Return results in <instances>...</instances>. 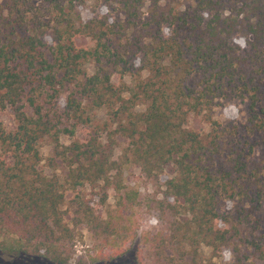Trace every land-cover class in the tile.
<instances>
[{
  "label": "trees",
  "instance_id": "trees-1",
  "mask_svg": "<svg viewBox=\"0 0 264 264\" xmlns=\"http://www.w3.org/2000/svg\"><path fill=\"white\" fill-rule=\"evenodd\" d=\"M97 2L117 6L120 19L83 22L79 0H0V116L10 108L17 121L6 130L0 120V251L69 264L85 228L92 260L110 263L134 247L146 201L162 223L140 237L149 264H225L214 260L224 251L230 264L263 259L264 0ZM81 36L94 45L78 47ZM114 73L131 83L114 84ZM233 100L246 120H216L214 109ZM104 109L117 122L107 137L93 125ZM191 115L207 134L189 128ZM86 125L87 138L61 143ZM119 134L126 161L114 157ZM129 154L158 186L150 201L124 183ZM45 160L61 173L45 174ZM168 166L175 176L160 185Z\"/></svg>",
  "mask_w": 264,
  "mask_h": 264
},
{
  "label": "rangeland",
  "instance_id": "rangeland-1",
  "mask_svg": "<svg viewBox=\"0 0 264 264\" xmlns=\"http://www.w3.org/2000/svg\"><path fill=\"white\" fill-rule=\"evenodd\" d=\"M81 4L77 7V10L82 15L83 22H87L95 17L106 15L109 18V21L116 22L120 19L121 16L119 13V9L117 6H108L103 2H97V0H79ZM229 12H227L228 14ZM125 25V29H126ZM122 30V32L125 31ZM132 32H129L131 36ZM76 44L78 47H92L94 44L90 40V38L86 36H81L77 39ZM88 72L93 74L94 65L89 63L87 65ZM112 81L114 84H118L120 82H125L127 84L131 83L130 77L121 78L118 74L114 73L112 77ZM246 105L241 101L233 100L226 101L217 108L214 109V117L221 123L227 124H236L239 125L246 120ZM144 108H139V110H143ZM93 125L95 129H98L103 137H107L110 132L114 131L117 128V122L112 118V112L108 109H104L94 113ZM0 120L2 121L6 130H14L17 127V121L15 119L13 111L8 108L4 111ZM189 128L203 132L207 134L210 130L208 124H206L201 116L191 115L188 123ZM97 127V128H96ZM92 126L86 125L81 126L77 130V133L74 138H69L68 136H63L61 138V143L64 145H68L73 141H79L87 138L88 134ZM116 141L114 157L119 161H126V157L124 156L126 153V149L129 148V139L121 134L114 136ZM53 148L51 139L47 138L43 141L41 145L42 153L44 158H47L51 154V149ZM128 160L126 162L125 167V185L128 189L138 190L141 198L147 200H152V196L158 191V186H154V184L148 180L144 174H142L141 170L136 167L131 162V156L129 154ZM258 160L261 159L260 155H257ZM46 160L41 164V167L45 174L48 176H52L54 173H61L60 171H55L51 169L46 164ZM261 162L260 164H262ZM175 176V172L172 166H168L163 173L160 185ZM87 193V197H92L91 189L89 186H85L83 189ZM74 193L68 192L66 206L70 205V201L74 197ZM94 197V196H93ZM161 197V196H160ZM116 193L113 190L109 191V198L107 201V206H100L98 208L99 215L105 217L107 207H111L115 204ZM95 202L98 203L99 197L94 198ZM148 203L145 201V205L139 210V225L140 228L138 230L137 241L130 252L125 254L123 257L112 261L110 263H103L100 261H93L92 257L95 255V250H93V239L91 234L87 231V229L83 228L80 230V236L77 238L75 244V255L69 264H139L138 259H143L145 264H149V247L144 245L140 241V237L144 232L156 233L162 229V223L158 219L156 212L151 208V206L147 205ZM153 206V203L151 204ZM264 214V211H263ZM204 254L209 257L211 256V250L207 247H204ZM217 262L230 264L233 261V257L230 251H224L221 253L219 257L214 259ZM0 264H52L45 259L39 257L25 256L22 254H9L0 251ZM254 264H264V258L255 260Z\"/></svg>",
  "mask_w": 264,
  "mask_h": 264
}]
</instances>
